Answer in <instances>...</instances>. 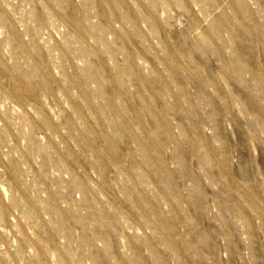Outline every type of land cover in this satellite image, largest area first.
<instances>
[{"label":"rangeland","instance_id":"374dc122","mask_svg":"<svg viewBox=\"0 0 264 264\" xmlns=\"http://www.w3.org/2000/svg\"><path fill=\"white\" fill-rule=\"evenodd\" d=\"M0 264H264V0H0Z\"/></svg>","mask_w":264,"mask_h":264}]
</instances>
